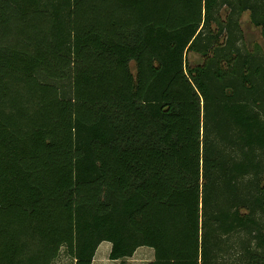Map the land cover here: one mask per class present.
Returning <instances> with one entry per match:
<instances>
[{
    "label": "trees",
    "instance_id": "1",
    "mask_svg": "<svg viewBox=\"0 0 264 264\" xmlns=\"http://www.w3.org/2000/svg\"><path fill=\"white\" fill-rule=\"evenodd\" d=\"M247 11L264 36V0H0V264L63 248L93 264L103 242L111 260L221 264L241 234L245 263L264 264Z\"/></svg>",
    "mask_w": 264,
    "mask_h": 264
},
{
    "label": "rangeland",
    "instance_id": "2",
    "mask_svg": "<svg viewBox=\"0 0 264 264\" xmlns=\"http://www.w3.org/2000/svg\"><path fill=\"white\" fill-rule=\"evenodd\" d=\"M230 8L227 6H224L220 12V17L223 22H226L227 18L230 15ZM239 22H240V30L242 34V39L240 42V46L243 47L245 51H248L250 53H259L264 55V36L261 26H257L253 23L251 18V12L247 11L239 16ZM214 30L218 29L217 24H213ZM226 39L225 35L222 38V41L224 42ZM204 57L201 54L190 52L187 55V66L189 67H195L198 65H202L204 63ZM130 68L133 73H135V63H131ZM262 184H264V176L262 178ZM242 238L241 235H235L233 237V243L238 242V244L235 245V248L233 249V252H229L226 257L221 261V264H246L245 260L242 259V248L240 239ZM105 245H102L98 250V255L102 256ZM147 250H150L154 252L153 249L146 248ZM143 257H147L144 253L141 254ZM146 260V259H144ZM53 264H75V260L72 256L68 255L66 250L63 248L59 257L53 262ZM94 264H115L109 261L108 258L103 259L99 258ZM119 264V263H116ZM121 264V263H120Z\"/></svg>",
    "mask_w": 264,
    "mask_h": 264
},
{
    "label": "crops",
    "instance_id": "3",
    "mask_svg": "<svg viewBox=\"0 0 264 264\" xmlns=\"http://www.w3.org/2000/svg\"><path fill=\"white\" fill-rule=\"evenodd\" d=\"M104 243L106 242H103L100 247L102 245H105ZM99 247V248H100ZM98 248V250H99ZM146 248H149V247H141L139 248L136 253L130 257V258H127V259H124V260H111L110 259V253H111V250H112V243L110 242H107L106 244V247H105V251L103 253L102 256L98 255V250L96 252V256L94 258V261H93V264L97 261V259L99 258H103V259H106L108 258L110 262L112 263H121V264H148L150 262H152L155 258V253L150 251V250H147ZM152 249V248H150ZM144 253L147 257H143L141 254ZM146 259V260H144Z\"/></svg>",
    "mask_w": 264,
    "mask_h": 264
}]
</instances>
